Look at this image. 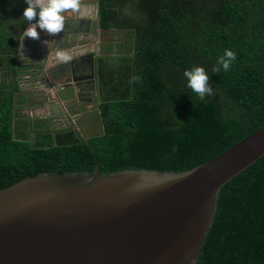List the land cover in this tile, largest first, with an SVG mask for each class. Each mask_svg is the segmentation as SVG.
<instances>
[{
  "label": "trees",
  "instance_id": "trees-1",
  "mask_svg": "<svg viewBox=\"0 0 264 264\" xmlns=\"http://www.w3.org/2000/svg\"><path fill=\"white\" fill-rule=\"evenodd\" d=\"M97 7L100 27L124 34L126 45L107 44L98 57L103 134L89 140L49 131L18 105L20 76L35 81L42 66L19 59L25 24L9 27L0 12V190L43 173L190 171L264 126V0H98ZM225 50L236 59L214 74ZM193 67L210 77L214 94L204 100L187 87L184 71ZM133 76L143 79L130 83ZM195 264H264V156L221 188Z\"/></svg>",
  "mask_w": 264,
  "mask_h": 264
},
{
  "label": "water",
  "instance_id": "water-1",
  "mask_svg": "<svg viewBox=\"0 0 264 264\" xmlns=\"http://www.w3.org/2000/svg\"><path fill=\"white\" fill-rule=\"evenodd\" d=\"M262 156L264 126L190 171L24 178L0 190V264H195L221 188Z\"/></svg>",
  "mask_w": 264,
  "mask_h": 264
},
{
  "label": "flooded vegetation",
  "instance_id": "flooded-vegetation-1",
  "mask_svg": "<svg viewBox=\"0 0 264 264\" xmlns=\"http://www.w3.org/2000/svg\"><path fill=\"white\" fill-rule=\"evenodd\" d=\"M67 24L73 25V28L69 30ZM115 35L114 30L100 27L98 10L92 18L84 19L79 14L65 18L63 32L55 35L52 40L58 46L57 49L73 48L77 43L81 47L74 49L70 62L61 61L53 68H46L47 58L39 60L35 57L41 61L42 66L37 80H29L28 75L20 76L21 91L18 93L25 96V101L18 105L22 106L23 112L33 119H45L50 123L49 131L63 128L77 132L81 138L83 134L93 135L89 139L98 136V130L91 132V128L97 127L100 116L96 82L97 61L98 57L107 54V44L126 45L124 36ZM92 54L95 57L93 62ZM39 98L43 100H35Z\"/></svg>",
  "mask_w": 264,
  "mask_h": 264
},
{
  "label": "clouds",
  "instance_id": "clouds-1",
  "mask_svg": "<svg viewBox=\"0 0 264 264\" xmlns=\"http://www.w3.org/2000/svg\"><path fill=\"white\" fill-rule=\"evenodd\" d=\"M25 3L28 7L23 12V18L28 21L29 26L23 31L22 38L39 40L40 34L37 28L45 31L49 36H55L63 32L65 18L78 10L80 0H25ZM36 9H39V13H37ZM37 15L39 19L36 23H31ZM59 56L64 63H68L73 59L66 51H61ZM235 59L236 54L233 51L225 50L224 55L218 58L217 66L212 70L213 73L219 72L220 66L223 67L224 71H228ZM184 76L187 79V87L200 100H204L205 97L214 94L213 88L209 83L210 77L203 67L186 69ZM142 79V77L133 76L130 79V83H140ZM173 150L175 151V149Z\"/></svg>",
  "mask_w": 264,
  "mask_h": 264
},
{
  "label": "crops",
  "instance_id": "crops-1",
  "mask_svg": "<svg viewBox=\"0 0 264 264\" xmlns=\"http://www.w3.org/2000/svg\"><path fill=\"white\" fill-rule=\"evenodd\" d=\"M97 4H98V1L97 3H94L93 0H80L78 10L74 12L72 15H69L67 17H70V16L75 17L79 14V16L83 17L84 19L92 18L93 14H95V12L98 10ZM36 11L37 13H39V9H36ZM38 19H39V16L37 15V17L31 23H36ZM17 21L19 23V26H22L23 24H25L24 31L29 26L28 21L26 19H17ZM37 31L40 34L39 40H33L30 38L23 39L22 38L23 33L21 34L19 38L20 40L19 52H18L19 59H23L26 57L35 59L36 57L39 60H41V58L42 60H44V58H47L46 68H53L61 62V59L59 56V53L61 51H66L68 54L72 55V52L74 51V49L77 50V48L81 47V45L77 43L76 46H74L73 48L62 47L60 49H57L58 46L56 45L55 41L52 40L54 36H49L45 31H41L39 28H37ZM122 36H124V34H122Z\"/></svg>",
  "mask_w": 264,
  "mask_h": 264
},
{
  "label": "rangeland",
  "instance_id": "rangeland-1",
  "mask_svg": "<svg viewBox=\"0 0 264 264\" xmlns=\"http://www.w3.org/2000/svg\"><path fill=\"white\" fill-rule=\"evenodd\" d=\"M28 7V5L25 3V0H5L0 2V12L5 14L7 19H5V23L7 26L10 27V24H13L12 22L17 19H24L23 18V12ZM10 21V22H9ZM120 36V34H116L115 37ZM29 83V82H27ZM26 83V84H27ZM30 86V85H27ZM37 90V89H35ZM45 95V93H44ZM42 101L43 98L35 99ZM45 100V99H44ZM43 109V108H42ZM37 113L42 111H36Z\"/></svg>",
  "mask_w": 264,
  "mask_h": 264
}]
</instances>
